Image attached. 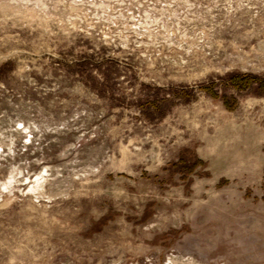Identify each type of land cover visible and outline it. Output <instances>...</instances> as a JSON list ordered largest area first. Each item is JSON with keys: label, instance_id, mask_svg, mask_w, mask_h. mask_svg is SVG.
<instances>
[{"label": "rangeland", "instance_id": "374dc122", "mask_svg": "<svg viewBox=\"0 0 264 264\" xmlns=\"http://www.w3.org/2000/svg\"><path fill=\"white\" fill-rule=\"evenodd\" d=\"M0 264H264V0H0Z\"/></svg>", "mask_w": 264, "mask_h": 264}, {"label": "trees", "instance_id": "16d2710c", "mask_svg": "<svg viewBox=\"0 0 264 264\" xmlns=\"http://www.w3.org/2000/svg\"><path fill=\"white\" fill-rule=\"evenodd\" d=\"M253 80H256V78L255 77H250V76L236 77L235 79H233V81L238 82L241 85L247 84L248 81L253 82Z\"/></svg>", "mask_w": 264, "mask_h": 264}]
</instances>
